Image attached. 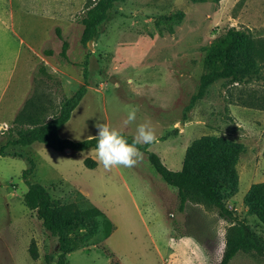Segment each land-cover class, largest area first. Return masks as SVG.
<instances>
[{
  "label": "rangeland",
  "instance_id": "obj_1",
  "mask_svg": "<svg viewBox=\"0 0 264 264\" xmlns=\"http://www.w3.org/2000/svg\"><path fill=\"white\" fill-rule=\"evenodd\" d=\"M93 1L0 0V133L30 100L48 108L49 116L58 114L84 85L86 66L90 86L60 130L62 138L91 139L97 123L133 137L136 124L150 118L157 141L149 151L180 171L195 141L225 137L242 149L238 193L227 207L264 238V224L246 204L252 187L264 184V111L257 109L264 104L263 71L255 67L241 84L215 82L187 110L206 73V47L232 28L264 39V0H120L89 48L81 43V19ZM56 28L70 43L69 61L60 56ZM48 50L52 56H45ZM40 66L54 79L41 75ZM133 108L137 121L125 128ZM9 153L0 158V264L57 262V240L24 203L28 159L36 166L29 181L46 187L57 204L95 207L114 225L108 239L102 229L90 239L85 231L71 235L75 251L68 264H220L230 224L203 204L189 203L181 212L177 190L145 154L134 168L105 170L94 150L57 153L34 145ZM33 241L37 261L29 251ZM231 264H264V256L241 253Z\"/></svg>",
  "mask_w": 264,
  "mask_h": 264
},
{
  "label": "trees",
  "instance_id": "obj_2",
  "mask_svg": "<svg viewBox=\"0 0 264 264\" xmlns=\"http://www.w3.org/2000/svg\"><path fill=\"white\" fill-rule=\"evenodd\" d=\"M221 1L223 0H215L216 3ZM119 2L120 0L90 2L81 19L84 28L82 45L100 38L102 27L108 22L110 12ZM56 34L62 42L60 56L69 61L70 43L60 28H56ZM204 51L206 73L201 78L199 91L193 97L188 111L195 108L215 82L227 80L231 84H241L243 79L251 77L250 71L255 67H259L264 73V39H254L245 30L230 29L225 36L214 40ZM44 53L45 56L53 55L50 50ZM39 73L50 80L54 79L47 73L45 66L39 67ZM89 76L85 66L84 85L79 87L73 96L65 99L59 113L52 117L45 106L33 100L27 101L26 106L17 114L13 126L0 133V158L9 157V150L12 147L28 148L34 145H41L57 153L68 150L72 153H84L94 150L96 146L94 138L74 142L62 138L59 134L87 94L90 86ZM261 79L264 83V76ZM257 109L264 111V104ZM124 135L131 142L133 137ZM140 150L147 156L148 162L162 180L177 190L181 212L185 211L189 203L203 204L213 208L220 219L230 224L220 264H231L241 253L264 256V238L250 225L241 221L226 204L229 198L238 193L237 166L242 153L238 144L225 137H203L187 150L180 171L168 169L157 154L149 151V144L140 146ZM28 163L29 167L23 173L29 186L24 203L30 211L37 214L50 236L57 240L56 264H68V256L75 251L71 235L85 231L84 239H90L101 229L104 239L113 234L115 229L113 223L99 209L95 207L79 209L74 204H57L46 187L31 183L29 179L34 174L36 166L31 159H28ZM246 204L251 214L256 215L264 224V184L252 187ZM29 251L31 258L37 261L39 251L34 241ZM51 261L52 259L48 258V263Z\"/></svg>",
  "mask_w": 264,
  "mask_h": 264
},
{
  "label": "clouds",
  "instance_id": "obj_3",
  "mask_svg": "<svg viewBox=\"0 0 264 264\" xmlns=\"http://www.w3.org/2000/svg\"><path fill=\"white\" fill-rule=\"evenodd\" d=\"M138 109L133 108L126 114L123 125L126 128L136 123ZM95 156L97 163L105 170L113 167L134 168L143 161L144 153L140 146L157 141L156 128L151 119L136 124L135 134L129 142L121 128L107 123H97Z\"/></svg>",
  "mask_w": 264,
  "mask_h": 264
},
{
  "label": "crops",
  "instance_id": "obj_4",
  "mask_svg": "<svg viewBox=\"0 0 264 264\" xmlns=\"http://www.w3.org/2000/svg\"><path fill=\"white\" fill-rule=\"evenodd\" d=\"M21 43L23 44V45H26V46H28L29 47V50L33 53V51L35 52V50L33 49V47H32V45L30 44V43H28V42H26L25 40H21ZM39 59H42V56L40 55V56H37ZM1 133H3L2 131H1Z\"/></svg>",
  "mask_w": 264,
  "mask_h": 264
},
{
  "label": "water",
  "instance_id": "obj_5",
  "mask_svg": "<svg viewBox=\"0 0 264 264\" xmlns=\"http://www.w3.org/2000/svg\"><path fill=\"white\" fill-rule=\"evenodd\" d=\"M93 43H94V41H91V42L88 44V45H89V48H91L90 45L93 44ZM4 131H6V130L3 129L2 132H4ZM68 151H70V150H68ZM70 152H71V151H70Z\"/></svg>",
  "mask_w": 264,
  "mask_h": 264
}]
</instances>
